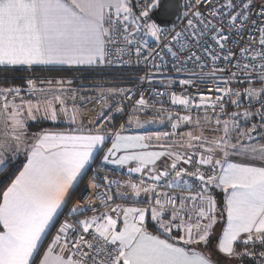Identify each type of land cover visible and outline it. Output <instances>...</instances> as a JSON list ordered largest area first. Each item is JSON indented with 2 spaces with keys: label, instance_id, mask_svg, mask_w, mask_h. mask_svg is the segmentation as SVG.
<instances>
[{
  "label": "snow or ice",
  "instance_id": "obj_1",
  "mask_svg": "<svg viewBox=\"0 0 264 264\" xmlns=\"http://www.w3.org/2000/svg\"><path fill=\"white\" fill-rule=\"evenodd\" d=\"M173 3L0 0V65H96L112 62V56L130 57L133 51L139 59L145 49L147 59L152 49L145 37L160 42L165 34L152 14L158 10L171 14ZM185 7L186 28L197 43L216 33L212 39L223 49L222 41L229 38L223 29L242 35L250 23L257 24L254 7L258 38L240 48L233 67L241 76L232 72L220 79L215 89L207 90L210 95L198 92L194 99L190 93H158L169 96L175 115L163 107L155 110L141 95L118 129L105 128V123L86 129L82 117L78 122L75 103L68 107L69 99H77L70 80L47 81V88L28 80V98L20 87L0 88V176L11 180L0 191V264H221L211 259L213 251L264 264V0L259 5L254 0H225L220 7L214 0H192ZM164 47L179 59L171 47ZM189 51L184 66L195 59L203 68L202 58ZM205 51L213 61V73L227 71L215 68L219 57L214 49ZM233 55L229 51L225 61L232 63ZM253 75L261 85L258 89L230 86L234 81L252 85ZM179 83L190 88L195 81ZM119 91L131 100V95ZM115 94L101 89V97ZM242 98L256 101L260 109L227 110L228 103L241 107ZM137 111L149 118L142 120ZM116 112L124 109L116 107ZM256 116L258 124L252 122ZM62 118L69 128L29 132L30 122L57 124ZM112 119L107 116V121ZM165 122L170 132L125 134L131 126ZM181 128L189 130L178 131ZM98 154L104 164L127 168L130 174H139V180L121 184L105 176L100 184L93 175L89 187H103L96 197L101 206L74 205L65 212L70 190L92 169ZM213 189L223 194L222 200ZM61 217L63 222L58 223ZM221 221L213 250L212 238Z\"/></svg>",
  "mask_w": 264,
  "mask_h": 264
},
{
  "label": "built area",
  "instance_id": "obj_2",
  "mask_svg": "<svg viewBox=\"0 0 264 264\" xmlns=\"http://www.w3.org/2000/svg\"><path fill=\"white\" fill-rule=\"evenodd\" d=\"M190 2H192V0H181V12L179 18L175 24L162 28L165 30V34L161 37L160 42L145 37L148 41L149 47L152 49L150 57L145 59L148 51V49H145V54L139 59H137L135 52L133 51L130 57L125 56L122 60H117L115 56H112V62L102 65L101 68L103 69L128 72L130 75L129 78L131 79L128 81L129 85L113 89L112 92L116 93L115 95L101 97L100 94L87 97L83 100H78V105L76 106L79 109L84 124L89 128H92L98 123H105V128L112 130L118 129L121 124H124V121L129 115L133 113V109L136 107V100L141 95H143L150 104L155 105V110H159L163 107L165 110H172L173 114H175L176 109L175 106L170 104L169 96L167 94L164 96H158V93L176 92L178 95L180 93L186 95L190 93L194 99H198V96L196 95L198 92L210 95L211 93H208L207 90L209 88L215 89L217 81L220 79H227L232 72H236L237 76H241V73L233 67V64L239 58L241 46L251 43L253 37L258 38L257 26L259 25V20L255 15L258 8H253V19L257 20V24L253 25L250 23L244 28L242 35L237 34L235 29L232 31L223 29V33L229 38L226 41H222V43L225 44V47L220 49L219 45H217L212 39V36L216 35V33L210 32L206 34L200 39L199 43H197L196 39L191 38L192 33L191 30L186 28L187 19L185 18V13L188 11L185 5ZM224 2L225 0H214L217 7H220ZM254 3L259 5L261 0H254ZM206 7L211 8V5H207ZM200 11L207 15L205 7H201ZM207 18L208 20H211L213 24L218 23V21L211 16H208ZM196 27L200 28L202 25L196 23ZM236 27L240 28L241 25L238 23ZM176 33H181V35L174 39ZM164 45L171 47L172 51L177 53L179 59L174 57ZM208 47L214 49L218 54L219 58L215 61V68L227 69V71L213 73V61L208 52L205 51ZM252 47L255 48L256 45L252 44ZM189 50L195 51L197 55L202 58L200 63L205 65L203 68L197 66L195 59L188 61L187 66H184L185 58L190 54ZM229 51L234 54L230 58L232 63H229L224 59V56L227 55ZM141 78L144 79L141 80ZM182 79L193 80L195 81V84L190 88L188 86H181L179 81ZM241 79H243V77H241ZM253 84H257L254 75ZM220 86L223 85L221 84ZM230 86L240 89L248 87L246 83H236L235 81ZM119 90H123V92L131 95V100L125 98ZM116 107L123 108L124 112L117 113ZM227 107H230L229 109L227 108L228 111H239L241 113L249 108L253 113H256L260 109L259 103L256 101L250 103L247 98H242V104L239 108L233 107L231 103H228ZM102 112L105 114L104 116L100 115ZM137 113L145 114L143 111H137ZM180 113L183 112L181 111ZM108 115L114 117L110 122L107 121ZM193 115H195V112ZM253 122L258 124L259 117H254ZM93 175L96 177V182L100 184H103L102 178L105 176L110 180L119 181L121 184L124 180L131 178V176L115 174L100 166L97 167L96 165H93L92 169L83 177L81 183L76 187L65 212L74 205L83 206L91 203L94 208H99L101 206V201L96 197L99 192H103V187L98 190L89 187V181L92 179ZM189 179L191 180V178ZM104 210L105 209L101 208V211ZM92 214L91 211L88 212L89 216ZM79 218L82 219L83 216H80ZM63 219L64 217H61L58 223H62Z\"/></svg>",
  "mask_w": 264,
  "mask_h": 264
},
{
  "label": "trees",
  "instance_id": "obj_3",
  "mask_svg": "<svg viewBox=\"0 0 264 264\" xmlns=\"http://www.w3.org/2000/svg\"><path fill=\"white\" fill-rule=\"evenodd\" d=\"M28 70L40 73L43 75L47 76H52L54 79H59V80H64V81H72V84L70 87H83V86H90V84H85V83H90L93 81V83H96L100 79V81H105L104 83L109 82L112 86H119V85H129V73L128 72H123V71H116V70H107L103 68H95V69H60V68H37V69H16V68H0V84L2 87H23L25 85L26 80L24 78H20L21 76L18 75L20 73H26ZM28 73V72H27ZM94 73L98 75V77L93 76ZM120 78H116L119 77ZM46 79V78H44ZM95 79V80H94ZM86 80V81H85ZM88 80V81H87ZM91 80V81H90ZM85 81V82H83ZM83 82V83H82ZM92 83V85H93ZM77 89V90H76ZM76 92H80V88H75ZM90 97V96H87ZM86 97V98H87ZM243 122V121H242ZM253 122V120H252ZM169 125V124H168ZM54 126H61L60 129H66V125H54L50 124L47 122L44 123H39L35 124L34 126L31 125V131H37L39 128L44 127V128H55ZM166 130V127L164 128ZM168 127V131H169ZM99 154L97 155V158H99ZM97 158L95 160V163H97ZM22 160V159H21ZM14 178V177H12ZM83 179V178H82ZM82 181V180H81ZM81 181L79 183H81ZM11 180H5L3 176H0V191H2L4 188L7 187L8 184H10ZM76 190V189H75ZM74 190V192H75ZM73 192V193H74ZM212 194L216 196L218 200H222V193L216 190H212ZM153 230V229H151ZM154 231V230H153ZM216 236L212 238V245L211 247L215 248V243H216ZM251 247V246H250ZM242 250V249H239ZM259 257L257 256V259ZM211 259L213 261L219 259L221 261V264H254V261L250 257H245L242 260H237L235 258L229 259L226 257H223L222 255H219L213 251L211 255Z\"/></svg>",
  "mask_w": 264,
  "mask_h": 264
},
{
  "label": "rangeland",
  "instance_id": "obj_4",
  "mask_svg": "<svg viewBox=\"0 0 264 264\" xmlns=\"http://www.w3.org/2000/svg\"><path fill=\"white\" fill-rule=\"evenodd\" d=\"M147 39H153V38H150V37H146ZM28 72V73H27ZM26 73H20V74H18V75H20L21 77L20 78H24V80H26V82L28 81V80H33V81H35L36 82V85H37V87L39 88V87H44V88H47L49 85L47 84V81H50V80H59V79H54V77H52V76H47V75H43V74H40V73H36V72H33V71H30V70H28ZM93 76H96V77H98V75L96 74V73H94V75ZM121 76H119V77H116V78H120ZM44 78H46V79H44ZM95 80V79H94ZM96 80H98L96 83H93V82H95V81H93L92 80V82H90V83H85V84H90V86H83V87H80V86H78V87H75V86H73V87H71V89H72V91L73 92H75L76 93V97H77V99L75 100V101H73V100H71V99H69L68 101H67V103H68V107H69V109H71L72 107H73V104L75 103V106L76 105H78V100H83V99H85L87 96H96V95H100L101 94V89H103L105 92H108L109 90H111V91H113V89H117L118 87H123V86H126V85H119V86H112L109 82H107V83H104L105 81H100V79H96ZM86 81V80H85ZM85 81H83V82H85ZM88 81V80H87ZM91 81V80H90ZM25 82V83H26ZM65 82H67V81H65ZM82 82V83H83ZM92 83H93V85H92ZM247 86L249 87V86H253V87H255V88H260V85L257 83V84H252V85H249V84H247ZM10 87H12V86H10ZM65 87H68V85H67V83L65 84ZM0 88H4V87H2L1 86V84H0ZM6 88H8V87H6ZM75 88H80V92L78 93V92H76V91H74L75 90ZM22 94L25 96V98H28V85L26 84L25 86H23L22 88ZM77 90V89H76ZM77 107V106H76ZM228 109L230 108V107H227ZM229 112H232L231 110H229ZM180 114H183V113H180ZM136 115H138V116H140V118L142 119V120H145V119H148L149 117H148V115L147 114H139V113H137L136 112ZM175 115V114H174ZM226 118V117H225ZM78 119H79V116H78ZM128 119V118H127ZM127 119L124 121V124H126V121H127ZM44 122H47V123H50V124H52L51 122H48V121H41L40 123H44ZM62 123H64L63 122V118H62V120H61V122H59V123H57V124H54V125H59V124H62ZM241 123H243L242 121H241ZM39 124V123H38ZM31 125H32V122H30V128H29V131L30 132H35V131H31V129H33V128H31ZM66 126H68V125H66ZM55 128H58V129H60L61 128V126H54ZM70 126H68V127H66V128H69ZM166 127V130L164 129ZM168 127H169V131H168ZM60 130H62V129H60ZM189 129L188 128H181V129H179L178 131H180V132H184V131H188ZM137 131H145L146 132V134L147 135H153V134H155V133H160V132H165V131H168V132H170L171 131V127H170V125H168V123L167 122H165V123H163V124H161V123H156V124H147V125H145L144 127H141V128H137V127H135V126H131L130 128H129V130H128V132H137ZM173 139H179L178 137H174ZM262 142H264V141H262ZM153 143L155 144L156 142L155 141H153ZM179 151H184V149H178ZM8 154H6V156H7ZM19 159L21 160L22 158L21 157H19ZM15 163H17V161H13V164H15ZM93 165H96L97 167L99 166L97 163H95L94 162V164ZM79 184V183H78ZM78 186V185H77ZM67 205H68V203H67ZM217 231V230H216ZM228 264H230V263H228Z\"/></svg>",
  "mask_w": 264,
  "mask_h": 264
},
{
  "label": "crops",
  "instance_id": "obj_5",
  "mask_svg": "<svg viewBox=\"0 0 264 264\" xmlns=\"http://www.w3.org/2000/svg\"><path fill=\"white\" fill-rule=\"evenodd\" d=\"M103 64H96V65H74V66H68V65H33L31 67H28V66H25V65H17V66H3V65H0V68H16V69H37V68H60V69H95V68H100L102 67ZM27 84V82L25 83V85ZM24 85V86H25ZM22 88V87H20ZM79 93V92H78ZM79 116V119L81 118L80 116V113L78 114ZM79 119H78V122H79ZM99 124V123H98ZM62 125H68L70 126L69 124L67 123H62ZM86 129L89 128L86 124H84ZM67 126V127H68ZM63 130V129H62ZM30 132V131H29ZM32 132H30L31 134ZM125 134H129V135H147L145 131H137V132H127ZM110 140H111V137L108 138V140L106 141V144L107 146L110 147ZM10 156V154H8L6 157ZM22 158V160L24 159L23 155L20 156ZM97 164L102 167L103 169L109 171V172H112V173H115V174H120V175H123V176H131V178H128V179H132L134 182H137L139 180V174H130L128 171H127V168H118L116 167L115 165H109V164H104L103 163V159H102V155L99 156V158H97ZM83 178V177H82ZM81 178V180H82ZM14 179V178H13ZM128 179L124 180V182H126ZM80 180V181H81ZM79 181V182H80ZM122 183V184H123ZM78 185V184H77ZM76 186H74V189L73 190H70V196L68 198V202L70 201L71 199V196L73 195V192L74 190L76 189ZM216 190V189H214ZM116 191L115 187H113V193ZM216 191H219V190H216ZM222 197H223V194H222ZM143 198V197H142ZM67 202V203H68ZM116 202H120L119 200H117ZM83 219V218H82ZM224 222L221 221V224L217 226V231H216V239H217V236L219 235L220 231H221V226ZM151 230V229H150ZM153 231V230H152ZM54 234V233H53ZM217 242V240H216ZM216 244V243H215Z\"/></svg>",
  "mask_w": 264,
  "mask_h": 264
},
{
  "label": "water",
  "instance_id": "obj_6",
  "mask_svg": "<svg viewBox=\"0 0 264 264\" xmlns=\"http://www.w3.org/2000/svg\"><path fill=\"white\" fill-rule=\"evenodd\" d=\"M172 13L168 15H161L159 10L153 13L154 22L158 23L161 28L169 27L176 23L181 12V0H174L172 4Z\"/></svg>",
  "mask_w": 264,
  "mask_h": 264
}]
</instances>
